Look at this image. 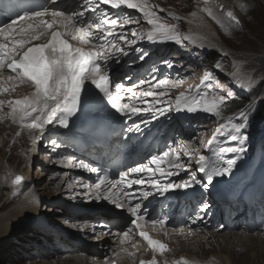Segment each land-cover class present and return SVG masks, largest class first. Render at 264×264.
I'll return each mask as SVG.
<instances>
[{
    "label": "snow or ice",
    "instance_id": "6c2138e0",
    "mask_svg": "<svg viewBox=\"0 0 264 264\" xmlns=\"http://www.w3.org/2000/svg\"><path fill=\"white\" fill-rule=\"evenodd\" d=\"M201 2L205 7L200 11L213 17L212 8L208 7L213 0ZM215 7L231 25L240 24L232 10L218 2ZM130 10L138 15H133ZM164 12L166 10L153 0H72L71 4L66 0H45L44 4L36 7L23 5L19 0H0V15L7 17L0 24V122L8 121L18 126L19 130L15 133L17 137L22 131H27L29 139L35 143V136L43 134L49 125L67 128L70 118L76 115L85 95L89 93L90 86L120 116L129 119L140 117L139 123L134 122L127 128L128 132L141 131V125L146 127L152 120L173 109L188 113L204 112L217 118V126L206 144L210 150L213 144H217L220 155L215 162L189 140L184 141L179 148L168 146L166 150L152 153L146 158L147 162L137 163L127 171L120 172L118 181L102 178L90 186V193H86L90 198L94 196L96 200H107L117 209H126L130 214L128 225L114 235L119 244L116 256L130 260L131 264H137V253L141 249L145 253L150 252L151 258H140L139 264H169L167 259L162 258L171 249L167 243L151 235L162 231L167 236L166 220L150 219L147 208L142 207L143 200L153 194L163 196L173 190L191 188L195 184L207 187V184H201L194 173H189L188 178L179 183L169 178L178 176L182 171L188 172L190 162L194 159L197 171L204 173L210 184L214 176L230 173L236 163L234 159H229L225 162L226 167L219 166L224 153L246 150L243 145L247 136L242 132L246 124L234 122V119H246V112L241 110L238 117L224 119L222 108L233 98L234 93L228 89L226 94H218L217 89L223 92L225 85L211 71H205L195 88L179 92L174 100L170 97V91L178 87L179 81L157 79L156 67H152L148 73L151 79L140 78L130 87L113 81L109 71L110 62L127 56L128 49L137 41L173 42L182 47L185 41L197 43L191 34H181L175 25L164 23L159 15ZM166 14L177 22L186 19L172 11ZM189 15L196 18L197 12ZM141 20L150 26L148 30L137 31L133 27L129 36L125 31L126 26H139ZM192 22V19H187V23ZM37 41L40 42L34 43ZM199 46L204 47L202 41ZM136 51L140 53L138 59L143 61L146 53L138 48ZM224 55L227 56V53ZM214 67L224 72L221 63L217 62ZM225 74L244 91H250L256 83L254 74L245 68L243 62L234 60L232 70ZM124 79L131 80L132 77L126 75ZM21 85H27L31 91L27 94L17 93ZM149 97L151 100L147 99ZM231 141L238 142V146H220ZM200 142L203 144V139ZM51 143L55 146L57 142L53 140ZM181 154L188 157V163L181 161ZM69 164L97 172L96 168L89 167L83 161ZM141 173L149 175L145 179L139 175ZM9 178L13 186L20 185L24 179L21 175L13 176L11 173ZM133 185L140 186L138 195L127 190ZM205 208L207 204L200 211ZM200 219L202 217L197 214L191 224L195 225ZM171 231L191 236L199 229L189 228L186 233L183 228ZM105 264H116V260L105 261ZM171 264L190 262L180 257L171 261Z\"/></svg>",
    "mask_w": 264,
    "mask_h": 264
},
{
    "label": "rangeland",
    "instance_id": "374dc122",
    "mask_svg": "<svg viewBox=\"0 0 264 264\" xmlns=\"http://www.w3.org/2000/svg\"><path fill=\"white\" fill-rule=\"evenodd\" d=\"M174 1L179 3L182 7L183 11H180L182 15L190 16L189 14L191 12H197L196 18L202 20L200 17L202 14L200 9H202V7L200 4H197L198 2L196 0ZM162 3H166V7L174 6L170 0H166L165 2L162 1ZM215 3L217 2L214 1L210 4L212 10L215 9L213 10L214 16L212 17L214 34L210 35L204 31L196 35L197 32L193 28H190L184 20L177 22L168 17L166 13H159L164 23L170 26L175 25L177 31L181 34L195 35L197 41L203 42L204 47H200L199 44L197 46L192 45V43L188 41H185L182 47L173 42L150 43L147 40H140L131 47L128 63L130 65L132 64L131 66L133 67L131 68H133L134 71H137L140 62L141 64L145 63L147 71L146 76L150 79L151 77L148 73L152 67H156L158 69V72L155 74L157 79L178 80V87L170 91L172 100H174L179 92L186 91L189 85L195 84L194 79L200 81L205 71H211L219 78L220 82L225 85L223 92L217 89L218 94H226L228 89H231L234 93L233 98L225 105L227 106L225 108L237 113V115H239L241 110H244L246 112V119H239L238 123H245L247 118L251 115L254 116L253 112L255 107L258 106L259 109V104L264 102V0H240L238 3L236 0H231V3L227 0L224 6L226 9H230L234 12L240 20L239 25H231L223 16V13L215 7ZM133 15L138 14L133 13ZM217 20L219 23H217ZM221 25H223V27H221ZM133 27H136L137 31H147L150 26L146 25L143 20L140 21L139 26L135 24L128 25L125 31L129 33V36L131 28ZM137 48L140 49L141 52L146 53L143 61L139 60L137 57V55H140V53L136 51ZM224 53H227V56H225ZM208 57L216 59V63H221L224 67V72L215 69L214 65L210 66L209 69V65L206 62ZM234 60L243 62L245 68L250 73L254 74L256 83L250 91H244L237 87L225 74L232 70V62ZM166 61L168 63H165ZM144 87L147 88L148 86L144 85ZM244 98L245 102L241 103L240 100ZM148 99L151 100L150 97ZM165 99H167V97ZM235 100L236 102L232 103ZM213 120L214 118L204 116L198 118L196 121H189V129L194 126V128H197L195 131L197 133L192 134L196 147L201 143V139L207 137L206 131L208 129L205 126ZM261 121V123H256V126L260 129L264 126V119H261ZM3 123L6 124L8 121H3ZM254 124L255 123H253V125ZM8 125L9 124L0 125V154L6 152L5 146L3 145V137L11 130ZM200 125L202 127L198 128ZM182 129L185 134L188 132L186 127ZM190 130L192 131V129ZM51 136L53 137V135H49L44 139L43 137L39 138L41 146L36 149V154L31 157L30 169L26 167V163L30 156L29 146H27L25 152L21 153L19 158L13 162L12 165L16 173L21 175L20 172L30 171V180L26 186L23 181L20 185L13 186L9 176L0 181V225L2 226L3 222H12L9 228L6 229L7 231L9 230L8 232H0V264H100L104 262V256H96L92 252V249L89 251L84 248V245L93 247L94 243L92 240L94 238L97 239L98 235L87 234L84 236L80 227L81 223H84L82 221H84L86 217L79 216V213L72 211L76 210V208L86 210L99 206L89 203V207H87L84 204V194L87 193L88 186L85 182H81V184L79 183L77 186L76 180H74L75 175H72L71 172H69L70 170L67 169V164L69 162L73 164L74 161H71L70 158L64 155L63 151L58 149L61 148V145L56 144L54 146L51 143ZM263 143L264 127L260 130L257 140L247 139L245 141V149L247 150L245 158L250 161L253 157H259V160L264 161V152H260ZM236 146L237 144L235 147ZM83 171L84 169L82 168L80 172L82 176ZM76 176L80 177L78 174H76ZM82 176L81 178L84 180ZM83 184L86 185V188L79 189ZM28 192H33V198L30 199V201L35 203V205L32 203L25 204L23 202L26 199V195L24 194ZM23 195L25 197L24 199H22ZM21 201L28 207H31L30 210L34 211L27 212L26 215L20 217L19 220L13 218L6 220L5 217L7 213L14 208L13 206L16 207ZM103 207H105L103 209L115 210L113 204L108 206L103 205ZM5 214L6 216L4 217ZM40 221H44V223ZM47 226L52 229V232L46 230ZM88 230L95 231L96 229L89 224ZM47 233L74 235L76 240L73 242V245H71L74 249L68 250L66 245H70L66 241H64L62 245H57L56 240H52ZM232 233H237L239 236L244 235L243 231L239 229L226 230L218 235V239L227 237V246H225L226 249L223 250V256L229 258L225 251L234 252L232 257L230 256L229 258V260L231 259L229 264L232 262H234V264H248L240 262V260L245 259L240 258V256L243 253L242 244L245 245L246 242L238 243V239L231 238ZM258 234L262 237L264 229L260 232L258 231L248 235L255 237L259 236ZM161 237H164V235L161 234ZM262 239L264 241V237H262ZM217 240L210 241L209 244H211L212 247H216ZM257 244V251H259V253L262 251L263 254L260 257L264 259V244H261V242ZM54 248H59L60 251L53 250ZM209 250V247H205L206 252ZM211 250L210 253L216 252L214 248ZM258 264H261V262ZM262 264H264V260Z\"/></svg>",
    "mask_w": 264,
    "mask_h": 264
},
{
    "label": "bare ground",
    "instance_id": "6f19581e",
    "mask_svg": "<svg viewBox=\"0 0 264 264\" xmlns=\"http://www.w3.org/2000/svg\"><path fill=\"white\" fill-rule=\"evenodd\" d=\"M162 1L165 2L166 0H153L154 3L159 4L162 8H164L166 10V12H164V13H167V11H172L181 17H185L186 18L184 20L185 23L190 28H193L197 32V33L195 32L196 35H198V33L202 32V31L209 33V35L214 34L213 26H212V21H213L212 17L208 16L206 13L202 12V14L200 15L202 20H198L197 18H191L190 16L182 15L180 13V11H183L182 7L176 1L170 0V2L174 5L173 7H168V6L166 7L165 6L166 3H162ZM196 1L198 2L197 4H200V6L202 8L205 7V5H203L201 0H196ZM214 1L225 5L227 0H213V2ZM228 1L231 3V0H228ZM236 1H237V3H238V1L240 2V0H236ZM50 7H51V5H50ZM208 7L211 8L210 4L208 5ZM172 8H174V9H172ZM213 10H215V9H213ZM130 11L134 12V10H130ZM187 19H192L193 22L191 24H189V23H187ZM210 22H211V24H210ZM126 27H128V26H126ZM192 37L197 40L195 35ZM39 42L40 41H37L34 43H39ZM199 43L200 42L197 41L196 44L192 43V45L197 46ZM130 52H131V48L128 49V55L130 54ZM127 56H123V57L126 58ZM116 66H118V64H116L115 67ZM145 66H146L145 63L140 64V67H139L140 70L144 69ZM131 67H133V66H131ZM30 91H31V89L27 85H21L17 89V93H19V94H27ZM198 113L199 112L188 113V112L184 111L183 114L178 118L177 121L180 122L186 118H195L198 115ZM3 124L4 125L9 124L8 127L11 130L9 133L6 132L7 134L5 133L6 135L3 137L4 138L3 145L5 146L6 152L0 154V181H2L4 178H7L9 176V173H11L12 175H16V174L20 175L19 173H16L12 164H13V162H15L19 158V155L21 153L25 152V150L27 149V146L30 147V156L28 158L29 160L26 163V167L30 169L31 157L36 154V149L41 146V143L39 142L40 141L39 138L43 137V139H44L46 136L48 137L49 135H53L55 133L54 126L49 125L43 134H37L35 136V143H33L32 140L29 139V133L27 131H22L21 135L17 137L15 135V133L19 130L18 126L12 125L10 122H8L6 124L3 122H0V125H3ZM220 140L223 141L224 138L221 137ZM108 143L110 144L108 149L106 151H104L102 154L97 156L98 163L95 166H98L99 170L97 172H95L94 175L91 174L90 171L85 170V171H83V173H82L83 176H82L80 174V172L82 171V168H75V167H72L69 163L67 164V166H68L67 169L70 170L69 172H71L72 175H75L74 180H76L77 186L79 183L81 184V182H85V184H87V186H88L87 193H90V186L95 185L102 178L106 179V181H108V180L114 181V180H112V176L114 173L113 170L116 167L117 161L121 158L120 145L118 143V140H113V141L109 140ZM228 144H230V142L224 143L220 146H228ZM213 150H214L215 155H220L218 152L217 144H215ZM231 156L232 155L230 153H227V155L224 156L222 160L226 162L227 160H229V158ZM234 160L236 161V163L232 167L231 172L228 173L227 175L218 176V178H217L219 180L218 188H220L222 190H227L230 188H235L237 186H240V181H241L240 175L242 173V167H243L242 160H236V159H234ZM71 161H73V158H71ZM80 161L81 160L75 161V159H74L73 164L80 162ZM226 166L227 165L225 164L224 167H226ZM106 172L107 173L111 172V174H109V176L107 178H104V175ZM20 173L24 178L22 181H23V183H25V186H26L29 183L28 181L30 180V171L20 172ZM76 174L80 175V177L76 176ZM81 176L85 178L84 181L81 178ZM82 188L85 189L86 185H84V187H81L79 189H82ZM248 191H250V190H248ZM24 195H26V199L23 201L25 204L32 203L35 205V203L30 201V199L33 198V195H34L33 192H28V193H25ZM24 195H23L22 199L25 198ZM84 198H85L84 204L87 207H89V203L97 204L96 206H99V207H96L93 209H90V208L86 209V210L81 209V212L82 211H84V212H83V214H80L79 216L86 217V219L84 221H82L84 223L83 224L81 223V226L87 225V227H84V228L79 226L81 228V230L83 231V235L84 236L87 234H97L98 235L97 239L92 238L93 239L92 242L94 243L93 247H90L88 245H84V248H86L89 251H91V249H92V252L96 256L97 255L104 256V262L100 263V264H105V261H108V260H116V264H129V263L131 264L130 260H128L126 258H118L116 256V253H117L118 248H119V244H118L117 237L114 235V233H116V232H118L121 229L126 227V225H122L121 222L128 219V217H130V214L127 212L126 209H117L116 207H115V210L114 209L113 210L103 209V208H105V207H103V205L104 206L112 205V203H110L107 200H104V199L96 200L94 198V196H91V198H90V195H86V194H84ZM23 202L21 201L18 205H16V207L13 206L14 208L11 209L9 211V213H7V216H6V214L4 215V217L6 216L5 219L9 220L10 218H13L15 220H19L20 217L25 216L27 212L34 211V210H30L31 207H28ZM32 213H34V212H32ZM40 222L44 223V221H40ZM96 222H97V224H96ZM11 223H7V222L4 223L3 222L2 226L0 225V232H3V233L8 232L9 230L7 231L6 229L9 228ZM89 224L91 226H94V228L96 230L95 231L88 230ZM105 230H107V231H105ZM160 232L161 231L151 233V235L155 239L161 240ZM186 232L187 231H185V233ZM47 234L50 236V238H52V240L55 241L57 239L59 241V244H57V245H62V243L64 241H66L70 245V246L66 245V248H68V250L74 249V247L71 246V245H73V242L76 240L74 235L70 236V235H63V234L62 235L61 234H58V235L57 234H50V233H47ZM219 234H215V233L204 234L203 236H195L194 238H191V236L180 235L177 232L169 233L165 237V243H167V245L171 249V251L168 252L167 254H165V256L162 259H167V261H169V263H171V261L177 260L178 257L182 256V257L186 258L190 262V264H229V261L231 260V259L229 260V258H230V256L232 257V254L234 252L225 251V253L227 254V256L229 258L223 256V250H225L226 249L225 246H227V242H226L227 237H221V239L220 238L218 239ZM260 236L261 235L254 237L252 235H248V234L246 235L245 232H244V235H242V236H239L237 233L231 234V238L238 239V243L246 242L245 245L242 244V247H243L242 252L243 253L240 256V258H242V259L245 258V259L240 260V262L248 263V264L249 263L250 264H258L261 262V264H262V261L264 259H262L260 256L263 253H262V251H260V253H259V251H257V248H258L257 243L261 242V244H264V241L262 239V237H264V234L262 235V237H260ZM229 237H230V235H229ZM81 238H83V237H81ZM135 239H139V238L136 237ZM213 240L214 241L217 240V242H216L217 246L216 247H212V245L209 244V242L213 241ZM105 242H107V243H105ZM205 247H209L210 250L208 252H206ZM213 248L215 249L216 252L210 253V251H212L211 249H213ZM254 249H255V251H254ZM53 250H59L60 251L59 248H54ZM246 257H249V258H246ZM253 257H255V258H253ZM140 258L150 259L151 253L150 252L145 253L141 249V251L137 253V261ZM172 258H174V259H172ZM232 263L234 264V262H232Z\"/></svg>",
    "mask_w": 264,
    "mask_h": 264
},
{
    "label": "trees",
    "instance_id": "16d2710c",
    "mask_svg": "<svg viewBox=\"0 0 264 264\" xmlns=\"http://www.w3.org/2000/svg\"><path fill=\"white\" fill-rule=\"evenodd\" d=\"M209 56V55H208ZM212 59V60H211ZM216 59H213L212 57H208L206 59V62L209 66H213L216 64ZM254 117L256 119H259V118H263L264 117V102L260 103L259 104V109L258 110H255V113H254Z\"/></svg>",
    "mask_w": 264,
    "mask_h": 264
}]
</instances>
